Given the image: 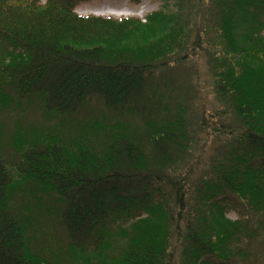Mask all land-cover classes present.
<instances>
[{
	"label": "trees",
	"instance_id": "trees-1",
	"mask_svg": "<svg viewBox=\"0 0 264 264\" xmlns=\"http://www.w3.org/2000/svg\"><path fill=\"white\" fill-rule=\"evenodd\" d=\"M84 1L0 0V264L257 258L264 0H173L172 14L158 0L144 24L79 17ZM158 16L170 28L148 52L119 45ZM201 53L217 110L192 130L188 87H161L171 60Z\"/></svg>",
	"mask_w": 264,
	"mask_h": 264
},
{
	"label": "rangeland",
	"instance_id": "rangeland-1",
	"mask_svg": "<svg viewBox=\"0 0 264 264\" xmlns=\"http://www.w3.org/2000/svg\"><path fill=\"white\" fill-rule=\"evenodd\" d=\"M43 4L46 0H40ZM168 9L166 12L175 13L178 8L173 0H168ZM164 2L158 0H92L84 1L79 3L76 8V13L81 16L95 15L97 17L113 20L120 19H139L141 23H146V18L148 15L155 13L159 10H163ZM168 14V13H166ZM158 16L150 21L146 25V28H142L137 24L132 28L126 29L127 37L121 35L119 40L117 39L120 46L122 44H128L127 48L134 50L138 53L148 52L147 47L154 41L159 43L164 37L163 33L166 29L170 28V21L167 18H160ZM169 22L163 24L164 22ZM132 32H136L134 35ZM148 39V40H147ZM147 40V41H146ZM120 41V42H119ZM205 53V52H204ZM197 54L196 56H189L187 59H179L175 57L168 65L169 81H164L161 88H166L167 92L176 94L182 86L188 87L187 96L190 99L189 113L192 117V130L194 125H196L195 119L198 116L206 112V114H211L217 110V102L215 101L214 95V83L212 79V74L210 73L209 67L206 64L205 54ZM175 60V61H174ZM186 81H183L184 79ZM183 92V91H182ZM201 140L203 139L202 136ZM199 139V138H198ZM99 147V145H97ZM199 149H196V153L192 154L191 160L197 161L196 168L198 166H203L206 164L208 157L211 155L212 151H209L208 144L207 147L203 149V152L199 153ZM229 217L236 219L238 215L236 212L229 213ZM249 242L248 239L245 243ZM250 253H256L257 258L250 257L244 261H240L236 264H264V241L259 240L258 242H253ZM93 263L100 262V258L94 257L91 259ZM104 261H107L104 259ZM109 261V260H108Z\"/></svg>",
	"mask_w": 264,
	"mask_h": 264
},
{
	"label": "bare ground",
	"instance_id": "bare-ground-1",
	"mask_svg": "<svg viewBox=\"0 0 264 264\" xmlns=\"http://www.w3.org/2000/svg\"><path fill=\"white\" fill-rule=\"evenodd\" d=\"M74 13H75L77 16H79V17H85V16H81V15L77 14V13H76V9H75ZM95 15H96V14H95ZM95 15H90V16H95ZM87 17H89V16H87ZM96 17H97V16H96Z\"/></svg>",
	"mask_w": 264,
	"mask_h": 264
}]
</instances>
